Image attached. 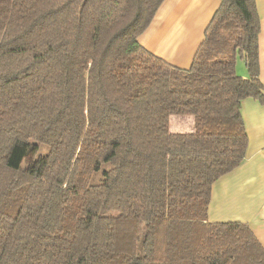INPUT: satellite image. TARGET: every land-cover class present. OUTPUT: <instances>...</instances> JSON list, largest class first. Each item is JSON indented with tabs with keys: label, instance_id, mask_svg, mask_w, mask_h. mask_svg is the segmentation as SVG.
<instances>
[{
	"label": "trees",
	"instance_id": "1",
	"mask_svg": "<svg viewBox=\"0 0 264 264\" xmlns=\"http://www.w3.org/2000/svg\"><path fill=\"white\" fill-rule=\"evenodd\" d=\"M163 1L0 0V264H264L207 218L264 103L255 0H220L188 68L138 41Z\"/></svg>",
	"mask_w": 264,
	"mask_h": 264
},
{
	"label": "crops",
	"instance_id": "2",
	"mask_svg": "<svg viewBox=\"0 0 264 264\" xmlns=\"http://www.w3.org/2000/svg\"><path fill=\"white\" fill-rule=\"evenodd\" d=\"M255 3L260 19L259 79L264 87V0ZM219 4L220 0H164L138 41L169 64L188 68ZM238 74L245 77L247 72ZM241 113L248 135L246 156L237 168L213 183L207 218L246 223L264 248V103L246 98ZM171 126L189 132L193 121L189 117L173 121Z\"/></svg>",
	"mask_w": 264,
	"mask_h": 264
},
{
	"label": "rangeland",
	"instance_id": "3",
	"mask_svg": "<svg viewBox=\"0 0 264 264\" xmlns=\"http://www.w3.org/2000/svg\"><path fill=\"white\" fill-rule=\"evenodd\" d=\"M246 70V67H245V64H244V62L242 61V60H240V59H238L237 61H236V72L237 73H241L242 71H245ZM187 119H189V117L188 116H183V115H172L171 117H170V119H169V128H170V130L172 131V132H174V131H176L177 129H174V127L173 126H171V123L173 122V121H178V122H181V121H187ZM192 128H193V126H191ZM181 130V129H180ZM176 132H179V131H176ZM184 132V131H183ZM33 147H32V150H31V152L30 153H28L27 155H25L24 156V158H23V160H22V166H26L28 163H29V161H30V159H31V157H32V155H33V153L36 155H38V154H42V155H44L45 153H46V151H47V147L46 146H42V145H40V144H37L36 142H34L33 144Z\"/></svg>",
	"mask_w": 264,
	"mask_h": 264
}]
</instances>
